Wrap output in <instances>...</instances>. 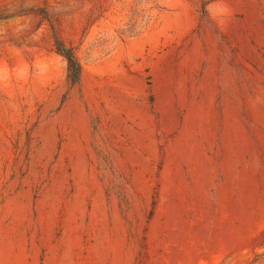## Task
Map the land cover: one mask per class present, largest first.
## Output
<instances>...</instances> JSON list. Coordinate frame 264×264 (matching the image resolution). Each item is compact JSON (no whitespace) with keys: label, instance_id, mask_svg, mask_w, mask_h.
Listing matches in <instances>:
<instances>
[{"label":"rangeland","instance_id":"rangeland-1","mask_svg":"<svg viewBox=\"0 0 264 264\" xmlns=\"http://www.w3.org/2000/svg\"><path fill=\"white\" fill-rule=\"evenodd\" d=\"M169 1L0 0V264H264V0Z\"/></svg>","mask_w":264,"mask_h":264},{"label":"trees","instance_id":"trees-1","mask_svg":"<svg viewBox=\"0 0 264 264\" xmlns=\"http://www.w3.org/2000/svg\"><path fill=\"white\" fill-rule=\"evenodd\" d=\"M56 46H57L58 51L62 55H64L66 59L68 60L70 79L73 82H79L80 77H81V65L73 49L67 47L65 43L60 39L56 40Z\"/></svg>","mask_w":264,"mask_h":264},{"label":"bare ground","instance_id":"bare-ground-1","mask_svg":"<svg viewBox=\"0 0 264 264\" xmlns=\"http://www.w3.org/2000/svg\"><path fill=\"white\" fill-rule=\"evenodd\" d=\"M179 3L177 0H170L167 4V10L163 12V15L167 18H171L173 16H177L179 12ZM137 40H133L132 42H136Z\"/></svg>","mask_w":264,"mask_h":264}]
</instances>
